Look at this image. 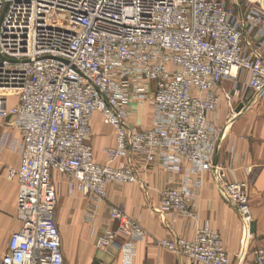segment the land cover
Segmentation results:
<instances>
[{
	"label": "built area",
	"instance_id": "obj_1",
	"mask_svg": "<svg viewBox=\"0 0 264 264\" xmlns=\"http://www.w3.org/2000/svg\"><path fill=\"white\" fill-rule=\"evenodd\" d=\"M225 81L234 82L222 92L232 118L235 98L264 94V0H0V119L21 134L20 164L8 174L19 185L20 228L1 264H65L54 174L104 200L109 185L140 184V172L159 167L179 179L160 191L158 211L196 222L200 176L211 173L250 234V186L229 181L218 157ZM143 104L146 129L130 123L132 105ZM96 113L115 132L106 164L89 144ZM108 213L118 227L97 237L98 248L124 238L132 249L147 237L122 208ZM156 244L201 264H232L209 226ZM253 264H264V246Z\"/></svg>",
	"mask_w": 264,
	"mask_h": 264
},
{
	"label": "crops",
	"instance_id": "obj_2",
	"mask_svg": "<svg viewBox=\"0 0 264 264\" xmlns=\"http://www.w3.org/2000/svg\"><path fill=\"white\" fill-rule=\"evenodd\" d=\"M247 78L240 77L241 85ZM233 81H225L219 92L221 103L214 115L223 133L218 157L226 168L231 182H246L250 186L254 232L247 234L245 224L234 204L225 196L211 173L200 176L201 190L196 206V222L160 213V191L176 182L179 176L166 173L159 167L140 172V184L126 186L109 185L108 196L96 200L71 190L67 178L54 174L60 200V234L63 242L65 264H127L129 251H133V264H201L159 247L157 240L190 238L195 227L209 226L223 239L232 264H253V252L264 246V94L252 103L254 93L247 90L234 99L235 111L244 109L232 118L231 109L223 96V90L232 92ZM16 104V100L11 104ZM14 104V105H15ZM134 113L130 123L141 129L151 126V114L144 108L132 105ZM2 120V119H1ZM89 144L98 163L106 164L105 150L114 147L115 132L105 118L96 113L90 123ZM20 132L0 121V264L7 252L13 233L19 230L17 216L18 183L7 178L11 168L20 164ZM110 206L122 208L125 213L147 232V237L131 243L118 239V247L101 249L96 246L97 237L105 230L116 231L118 224L109 218ZM90 207L95 213L89 218ZM58 208V207H57ZM58 223V222H57ZM69 244L65 247L64 243Z\"/></svg>",
	"mask_w": 264,
	"mask_h": 264
},
{
	"label": "rangeland",
	"instance_id": "obj_3",
	"mask_svg": "<svg viewBox=\"0 0 264 264\" xmlns=\"http://www.w3.org/2000/svg\"><path fill=\"white\" fill-rule=\"evenodd\" d=\"M16 100V102H17V98L16 97H10V99H9V102H10V104L13 102V101H15ZM15 104V103H14ZM14 104H11L12 106L14 105ZM137 106H139L140 108H144V113H146V116H148L149 117V115H150V113H151V111H150V107L148 106V105H145V104H143V105H137ZM3 120V119H2ZM1 119H0V121H2ZM151 127V126H150ZM14 130V129H13ZM17 131V130H16ZM19 132V131H18ZM20 137H21V134H20ZM20 142H21V139H20ZM7 178L9 179V180H16V179H12V178H10L9 177V175L7 176ZM17 181V180H16ZM17 183H18V181H17ZM18 189H19V185H18ZM18 194V193H17ZM60 200H62V196L60 195V192H59V194H58V208H57V222H58V225L60 226ZM17 216H18V211H17ZM18 220H19V218H18ZM20 222V221H19ZM64 245H65V247L67 246V247H69V244H68V242L66 243H64Z\"/></svg>",
	"mask_w": 264,
	"mask_h": 264
},
{
	"label": "water",
	"instance_id": "obj_4",
	"mask_svg": "<svg viewBox=\"0 0 264 264\" xmlns=\"http://www.w3.org/2000/svg\"><path fill=\"white\" fill-rule=\"evenodd\" d=\"M244 109V105L243 104H241L237 109H236V113H240L242 110ZM254 223H252V225H251V233H253L254 232Z\"/></svg>",
	"mask_w": 264,
	"mask_h": 264
},
{
	"label": "bare ground",
	"instance_id": "obj_5",
	"mask_svg": "<svg viewBox=\"0 0 264 264\" xmlns=\"http://www.w3.org/2000/svg\"><path fill=\"white\" fill-rule=\"evenodd\" d=\"M66 178V177H65Z\"/></svg>",
	"mask_w": 264,
	"mask_h": 264
}]
</instances>
